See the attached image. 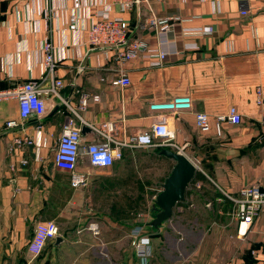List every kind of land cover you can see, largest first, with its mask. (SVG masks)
I'll use <instances>...</instances> for the list:
<instances>
[{
    "label": "crops",
    "instance_id": "obj_1",
    "mask_svg": "<svg viewBox=\"0 0 264 264\" xmlns=\"http://www.w3.org/2000/svg\"><path fill=\"white\" fill-rule=\"evenodd\" d=\"M82 2L76 9L73 0H0V92L7 93L0 96V264H139L132 243L136 224L152 247L148 264H264V209L244 235L237 234L235 217V223L208 229L188 220V215L231 211L222 191L235 194L252 183L264 188V0H248L246 14L240 13L239 0H141L124 12L111 0ZM107 4L112 15L127 20L130 37L153 46L157 32L141 28L140 21L151 12L169 17L162 63L140 56L119 63L113 48L85 44L89 11ZM72 14L79 17L74 28L69 27ZM193 27L203 32H183ZM45 37L53 45L55 76L63 86L59 95L43 92L38 111L22 118L13 89L27 80L44 90L50 85L42 63ZM119 68L130 79L127 85L110 82ZM178 95L191 98V110L150 107L152 101ZM231 105L241 120H218ZM74 110L85 121L79 125L82 146L98 139L88 124L113 120L117 137L129 139L153 121L167 122L196 165L186 197L170 218L151 224L154 195L174 163L164 154L141 158L134 155L139 147L125 146L111 165L96 166L82 153L76 170L87 183L71 185L70 172L57 167L53 155L68 119L80 121ZM197 110L208 115L203 126L195 123ZM12 118L18 124L6 126ZM25 135L33 142H14ZM141 148L153 153L156 147ZM139 167L166 172L142 188ZM45 220L57 223L61 240L48 238L41 253L31 257L28 241L36 222ZM225 228L221 252L217 235Z\"/></svg>",
    "mask_w": 264,
    "mask_h": 264
},
{
    "label": "built area",
    "instance_id": "obj_2",
    "mask_svg": "<svg viewBox=\"0 0 264 264\" xmlns=\"http://www.w3.org/2000/svg\"><path fill=\"white\" fill-rule=\"evenodd\" d=\"M141 0H111L110 4L115 5L119 11L124 12L130 10L134 4ZM240 1V13L246 14L249 11L248 0ZM82 0H73L74 8L82 7ZM101 4V3H93ZM109 4L94 7L89 11L88 17L91 19L86 27L85 44L101 48H113L115 57L119 63H124L136 57H154L153 63L160 64L166 58L168 49L165 46L167 41L165 33L170 29L169 17H160L153 12L148 14L144 20L140 21L141 28L153 29L158 34V43L153 46L140 37H130L127 20L120 15H112ZM78 15L69 17V27L74 28L77 25ZM184 33L198 34L203 32L200 27L185 28ZM41 48L43 49V66L46 74L50 77V85L45 90L41 89L36 81L27 80L20 83L13 94L18 99V111L22 118L31 114H35L41 101L43 92H50L59 95V90L63 86V81L55 76L56 59L53 55V45L48 37H45ZM111 84L124 86L130 82L128 75L124 69L119 68L116 76L111 78ZM10 93L11 91H7ZM260 93V89H258ZM7 94L1 93L0 96ZM260 96L258 101H260ZM86 98L80 99V106H85ZM151 109L163 111H180L191 110L192 100L187 95H178L161 101L150 102ZM195 123L203 126L208 121V115L204 111H193ZM74 114L79 118V123L74 117H70L63 126L56 142L53 155L54 163L57 167L70 172V182L73 186L85 185L87 176L76 170L79 156L82 153L87 155L89 162L96 166H109L117 158L123 156L122 148L128 147H169L173 150L183 152V144H179L175 140L174 131L170 128L165 120L153 121L148 129L131 136L129 139L119 138L115 134L116 123L113 120L102 121L98 124H88L98 139L82 146L80 143V123L85 121L80 117L77 111ZM218 120L227 119L233 123L241 120V115L236 107L229 106L227 113L219 115ZM16 119H7L6 126L17 125ZM216 130L220 133L219 123H216ZM14 142L17 144H30L33 139L29 136H16ZM184 153V152H183ZM25 161V160H23ZM221 198H226L231 203V212L237 220V234L244 235L254 217L264 209V188L257 183L245 185L233 194L222 191ZM155 198V195H154ZM220 198V199H221ZM89 227L94 233H98L94 223H90ZM142 225L136 224L132 229V243L135 253L139 259V264H148L149 257L152 254L151 244L147 235H141ZM59 232L58 225L53 220L38 221L35 224L33 234L28 241L27 251L31 257L38 255L44 248L46 240L54 237ZM224 264H232L226 262Z\"/></svg>",
    "mask_w": 264,
    "mask_h": 264
},
{
    "label": "water",
    "instance_id": "obj_3",
    "mask_svg": "<svg viewBox=\"0 0 264 264\" xmlns=\"http://www.w3.org/2000/svg\"><path fill=\"white\" fill-rule=\"evenodd\" d=\"M160 153L173 159L174 163L154 198L155 213L151 220L153 226H158L172 216L176 203L185 199L186 190L196 173V165L183 152L161 147ZM55 240L58 242L61 237L55 235Z\"/></svg>",
    "mask_w": 264,
    "mask_h": 264
},
{
    "label": "rangeland",
    "instance_id": "obj_4",
    "mask_svg": "<svg viewBox=\"0 0 264 264\" xmlns=\"http://www.w3.org/2000/svg\"><path fill=\"white\" fill-rule=\"evenodd\" d=\"M134 155L137 157H141V158H148L150 155V151L145 149V148H141L139 147L135 152ZM140 168V187L144 188V186H150L153 182L154 179H156V177L160 174L159 177H162L164 175V173L166 172V170H159L158 168L156 169V167H139ZM158 182V180L156 181V183ZM150 193V192H149ZM151 195V193H150ZM148 195V197L150 196ZM147 197V198H148ZM140 200H144L140 199ZM146 200V199H145ZM190 216L188 220H192V221H197V222H203L206 223V227L207 229L210 228V226L216 224V223H228V224H232L235 223L234 220V216L232 214V212L230 211V209L227 211V213H225L224 215L219 214V213H213V212H209V213H203V214H198V215H188ZM195 218V220H194ZM177 220L180 221H185L184 218L178 217ZM205 232L210 233V231L206 230ZM226 233V228L223 230H220L218 232V237L221 238V240H219V249L221 252H224L226 249V242H225V236H223ZM214 234V232H213ZM239 242L237 240L236 237V244H235V252L237 254V252L239 251ZM152 248V247H151Z\"/></svg>",
    "mask_w": 264,
    "mask_h": 264
},
{
    "label": "trees",
    "instance_id": "obj_5",
    "mask_svg": "<svg viewBox=\"0 0 264 264\" xmlns=\"http://www.w3.org/2000/svg\"><path fill=\"white\" fill-rule=\"evenodd\" d=\"M160 148H161V147H156V148L154 149L155 151H153V153H150L149 157L155 156L154 153H157V152H158L159 154L163 155L162 153H160Z\"/></svg>",
    "mask_w": 264,
    "mask_h": 264
}]
</instances>
